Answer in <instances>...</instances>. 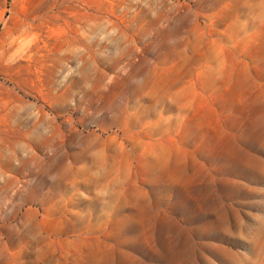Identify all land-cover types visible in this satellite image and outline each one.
Wrapping results in <instances>:
<instances>
[{"label": "rangeland", "instance_id": "obj_1", "mask_svg": "<svg viewBox=\"0 0 264 264\" xmlns=\"http://www.w3.org/2000/svg\"><path fill=\"white\" fill-rule=\"evenodd\" d=\"M0 264H264V0H0Z\"/></svg>", "mask_w": 264, "mask_h": 264}]
</instances>
